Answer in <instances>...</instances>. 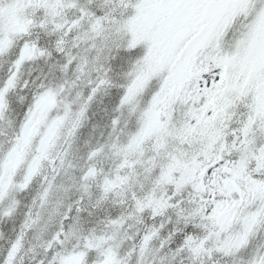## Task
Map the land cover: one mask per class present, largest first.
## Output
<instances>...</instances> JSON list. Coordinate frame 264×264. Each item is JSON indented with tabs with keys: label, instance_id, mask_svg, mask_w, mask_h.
I'll use <instances>...</instances> for the list:
<instances>
[{
	"label": "snow or ice",
	"instance_id": "6c2138e0",
	"mask_svg": "<svg viewBox=\"0 0 264 264\" xmlns=\"http://www.w3.org/2000/svg\"><path fill=\"white\" fill-rule=\"evenodd\" d=\"M0 264H264V0H0Z\"/></svg>",
	"mask_w": 264,
	"mask_h": 264
}]
</instances>
